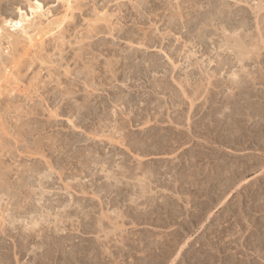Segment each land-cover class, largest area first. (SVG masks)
<instances>
[{
    "label": "rangeland",
    "instance_id": "rangeland-1",
    "mask_svg": "<svg viewBox=\"0 0 264 264\" xmlns=\"http://www.w3.org/2000/svg\"><path fill=\"white\" fill-rule=\"evenodd\" d=\"M37 1L42 8L34 11ZM263 5L264 0H0V264H264ZM213 6L238 14L244 9L245 29L218 23L207 27L216 34H191L189 20ZM26 15L28 34L7 25ZM231 35L235 46L240 39L252 49L244 67L237 47L226 44ZM255 45L263 46L259 57ZM218 51L243 69L239 89L226 83V69L215 76ZM189 55L201 66L212 64L210 78L188 65ZM215 79L228 80L216 88L209 83ZM159 81L168 87L153 88ZM186 93L194 98L192 109ZM117 94L140 99L135 105L115 103ZM107 101L111 106L102 109ZM84 105L90 112L97 105L99 115L109 117L85 121ZM196 107L221 117L224 130L190 136L185 121L172 123L170 117ZM134 115L141 119L130 124ZM119 122H127L125 130ZM151 125L163 135L154 141L161 148L142 153L131 142L145 137ZM178 132L182 143L166 144L165 137L176 141ZM108 155L114 159L107 167L93 162ZM88 163L94 170L85 168ZM140 178L149 187L145 194ZM107 183L110 190L101 191Z\"/></svg>",
    "mask_w": 264,
    "mask_h": 264
},
{
    "label": "bare ground",
    "instance_id": "bare-ground-1",
    "mask_svg": "<svg viewBox=\"0 0 264 264\" xmlns=\"http://www.w3.org/2000/svg\"><path fill=\"white\" fill-rule=\"evenodd\" d=\"M38 2V1H37ZM37 2H36V4H37ZM214 2V1H213ZM223 2H225V1H223ZM216 3V2H215ZM222 3V2H221ZM226 3V2H225ZM263 3V2H262ZM213 4V3H212ZM211 4V5H212ZM219 4V3H218ZM217 4V5H218ZM38 6L34 9V11H38V10H40L41 8H42V4L40 3V1L38 2V4H37ZM222 5V4H221ZM227 5V4H226ZM257 5H258V3H257ZM260 5V4H259ZM224 6H225V4H224ZM223 6V7H224ZM230 6H232L231 4L229 5V7ZM234 6H235V4H234ZM233 6V7H234ZM223 7H222V9H221V7L220 8H218L217 9V7H215L214 8V6H213V8H208V9H206V11H203V12H199V14H197V16H196V14H195V17H193L191 20H189V22L187 23V25H188V29H189V31H191L190 33L192 34L195 30H201L200 32H201V34H203V35H211L213 32L212 31H214V33H215V30H217V29H215V30H213V29H207V27H210V26H217V24L219 23H225V25L223 26L224 28H225V26H226V28H231L232 30H240L239 28H243V29H245L244 27L246 26V24H247V21L248 20H246L247 18V16L245 15V12H244V9H243V13L242 14H238V12L239 11H241V10H234V8L233 9H228L227 11L225 10V9H223ZM226 7V6H225ZM240 7H242V6H240ZM263 7H264V5H263ZM34 8V7H33ZM236 8H237V6H236ZM245 8V7H244ZM20 9V8H19ZM252 9H255L254 7H252ZM258 9H259V6H258ZM264 10V9H263ZM260 11V10H259ZM20 12H22V10L20 11ZM255 12V11H254ZM258 12V11H257ZM247 13H248V11H247ZM259 14V13H258ZM257 14V15H258ZM262 15V14H261ZM260 16V15H259ZM23 17V16H22ZM24 17H25V15H24ZM23 17V18H24ZM28 16L26 15V18H27ZM257 17V16H256ZM22 18V19H23ZM26 18H24L23 20L21 19H19V20H16L17 22H13L14 24H11L12 23V21H9V22H7V25H12V26H16V27H22L24 30H22V31H25V34H28V33H26V28H28V24H26V26H24V24H25V21H27L28 19H29V17L26 19ZM258 18H260V17H258ZM30 20V19H29ZM30 22V21H29ZM31 22H32V20H31ZM5 24V23H4ZM202 24H204V26L201 28V27H199V25H202ZM28 25V26H27ZM219 26V25H218ZM11 27V26H10ZM30 27V26H29ZM187 28V27H186ZM221 28V27H220ZM225 28V29H226ZM241 28V29H242ZM1 29H2V27H1ZM14 29V28H13ZM29 29V28H28ZM42 29V28H41ZM224 29V30H225ZM208 30H212V31H208ZM28 31V30H27ZM39 31V30H38ZM42 31V30H41ZM188 31V32H189ZM0 32H1V30H0ZM2 33V32H1ZM39 34V33H38ZM216 34V33H215ZM33 36V35H32ZM40 36V35H39ZM200 36V35H199ZM33 38H36L35 36L33 37ZM212 38V37H211ZM263 38V37H262ZM30 39H32V38H30ZM29 39V40H30ZM235 39H237V37L235 38V35H231V36H226V44H227V46H228V48H230V49H232V50H235L236 49V47H237V49H238V51H237V54L234 52V54H236L237 56H238V62H241L243 65V67L245 66L244 65V60L246 59V57L248 56V55H250L251 53H252V49H249V48H246V46L245 45H242L243 43H240V39H238L239 41H237V43H236V46L233 44V42L235 41L236 42V40ZM33 41V40H32ZM31 41V42H32ZM206 42V40L205 41H203V43H205ZM201 44H202V42H201ZM261 44V43H260ZM263 44H264V42H263ZM223 45V44H222ZM257 45V44H256ZM255 45V46H256ZM245 46V47H244ZM248 46V45H247ZM222 47V46H221ZM225 47H226V45H225ZM252 48V47H251ZM256 48V49H255ZM263 48V46H256V47H253V50H255L256 52L255 53H257V55H258V57L261 55V49ZM254 53V52H253ZM192 54H195V53H192ZM217 55H218V58L221 56V58L220 59H218L217 57V61H216V59H214L217 63H219V67L217 66V65H215L216 64V62H215V66H217L216 67V69L215 70H217V71H215L217 74L215 75V76H217L218 74H220L221 73V71L223 70L224 71V69H226L228 72H229V74L230 75H227V76H229V81H227L226 79H225V81L224 82H222L223 80H221V79H215V80H213V81H209V83L211 84V85H214V87H216V88H218L219 86H220V83H225L226 81V83H228L229 82V85H230V87L232 88V91L235 89L236 90V88H238V86H240L241 87V85L243 84L242 83V80H243V72H242V70H240V71H238L237 69H235V66L237 65V64H235L234 63V57H232V58H229L228 56L227 57H225V56H223L224 54H221L219 51H218V53H217ZM235 55V56H236ZM255 55V54H254ZM256 55V56H257ZM169 58H170V60H172L171 59V56H168ZM128 60H130V57L128 56V57H126ZM189 61H188V65L189 66H193V68L195 69V67H196V69L197 68H201V69H203L202 71H203V74H206L205 76H207L206 77V79L207 78H210L211 77V74H210V72H209V65L211 64H209V65H206V67H204V66H201V63H199L198 61H192V58H191V55H189ZM248 58V57H247ZM237 60V59H236ZM209 62H210V60H209ZM213 63H214V61H212ZM262 62V61H261ZM173 67H174V69H176L177 68V63L176 62H174L173 61ZM208 64V63H207ZM138 65H140V64H136V65H134V67L136 68V69H140V67L138 66ZM212 65V64H211ZM226 66H228V68L226 67ZM134 67H133V70H134ZM231 68V69H230ZM128 69V68H127ZM129 69H130V67H129ZM135 69V70H136ZM143 69V68H142ZM148 69V68H147ZM241 69V68H240ZM131 70V69H130ZM134 70V71H135ZM141 70V69H140ZM134 71H132L131 70V72H134ZM138 71V70H137ZM148 71V70H147ZM147 71H145V72H147ZM196 71V70H195ZM195 71H194V73H195ZM139 72V71H138ZM144 71H143V73H145ZM150 72V71H149ZM205 72V73H204ZM245 72V71H244ZM127 73H129L128 71H127ZM141 73H142V71H141ZM191 73H193L192 71H191ZM212 73V72H211ZM225 73V72H224ZM147 74H149L148 72H147ZM131 75H133V74H131ZM144 75V74H143ZM145 75H146V73H145ZM214 75V74H213ZM117 76V75H116ZM128 76H130V75H128ZM139 75L137 74V77H138ZM262 76H264V75H262ZM131 77V76H130ZM133 77H134V75H133ZM221 77H223V76H221ZM117 78V77H116ZM136 78V77H135ZM225 78V77H224ZM227 78V77H226ZM255 79V78H254ZM257 79V78H256ZM211 80V79H210ZM258 80V79H257ZM254 82V81H253ZM255 82H256V80H255ZM252 83V82H251ZM117 84V83H116ZM125 84V83H124ZM167 86L166 87H168V84L167 83H165ZM179 84H181L180 82H179ZM256 84V83H255ZM113 85V84H112ZM123 85V84H122ZM136 85V84H135ZM138 85V84H137ZM136 85V86H137ZM182 85V84H181ZM203 85V84H202ZM116 86V85H115ZM114 85L112 86V88L113 87H115ZM121 86V85H120ZM119 86V87H120ZM130 86V85H129ZM139 86V85H138ZM137 86V87H138ZM205 86H206V84H205ZM243 86V85H242ZM154 87H156L157 89L158 88H160L161 90L163 89V88H166L163 84H162V81H159L158 83H156V84H154V86H153V88ZM222 87V86H221ZM117 88H118V86H117ZM117 88H115V89H117ZM121 88V87H120ZM126 88H127V86H126ZM125 88V89H126ZM155 88V89H156ZM198 88H200V87H198ZM207 88V87H206ZM205 88V89H206ZM220 88V87H219ZM223 88H224V86H223ZM244 88V87H243ZM196 89V88H195ZM239 89V88H238ZM242 89V88H241ZM119 90V89H118ZM121 90H123V89H121ZM129 90V89H128ZM137 90V89H136ZM161 90H158V92H160ZM164 90V89H163ZM184 90V89H183ZM211 90V89H210ZM225 90V89H224ZM228 90V89H227ZM116 91V90H115ZM120 91V90H119ZM118 91V92H119ZM221 91V90H220ZM245 91V90H244ZM243 91V92H244ZM117 92V93H118ZM123 92V91H122ZM183 92H185V91H183ZM199 92V91H198ZM129 93H130V91H129ZM137 93V92H136ZM139 93H141V92H139ZM157 93V92H156ZM188 93V92H187ZM186 93V94H187ZM195 93V92H194ZM204 93V92H203ZM202 93V94H203ZM212 93V92H211ZM210 93V94H211ZM220 93V92H219ZM222 93V92H221ZM115 94V93H114ZM119 94V93H118ZM117 94V95H118ZM138 94V93H137ZM191 94V93H190ZM193 94V93H192ZM196 95H197V93H195ZM200 94L201 93H199V97H200ZM237 94H238V92H237ZM132 95V94H131ZM127 96V95H118V96H116L114 99L112 98V100H113V102H119V101H122V103H128V104H134V102H136L137 103V101H139V99H140V97H139V99H137V96H135V97H133V96ZM134 95V94H133ZM136 95V94H135ZM141 95V94H140ZM139 95V96H140ZM206 95H207V93H206ZM217 95V94H216ZM234 95V94H233ZM89 96V95H88ZM185 96V95H184ZM187 96L189 97V99L191 100V104L190 103H188V104H190V107H191V109H192V107L194 108V106H195V103H194V98H192L190 95H188L187 94ZM210 96V95H209ZM218 96V95H217ZM225 96V95H224ZM143 97V96H142ZM193 97H195L194 95H193ZM204 97H205V95H204ZM211 97H212V95H211ZM222 97V96H221ZM227 97V96H226ZM87 98V97H86ZM110 98V97H109ZM108 98V99H109ZM173 98V97H172ZM172 98H170V99H172ZM177 98V100H178V96L176 97ZM198 97L196 96V99H197ZM207 98H210V97H207ZM207 98H206V100H205V98H204V100H205V102L207 101ZM224 98V97H223ZM234 98V97H233ZM237 98V97H236ZM102 99V98H101ZM111 99V98H110ZM143 99V98H142ZM170 99H168V100H170ZM211 99V98H210ZM225 99V98H224ZM86 100V99H85ZM87 100H88V98H87ZM93 100V99H92ZM149 100H151L152 101V99H149ZM159 100V99H158ZM176 99L174 100V101H177ZM180 100V99H179ZM229 100V99H228ZM232 100V99H231ZM230 100V101H231ZM240 100V99H239ZM111 101V100H110ZM157 101V100H156ZM182 101V100H181ZM185 101V100H184ZM211 101H213V100H211ZM210 101V102H211ZM217 101H219V99L218 100H215V102L217 103ZM221 101V100H220ZM225 101V100H224ZM227 101V100H226ZM225 101V102H226ZM237 102H238V100H236ZM236 101H235V103H236ZM101 102V101H100ZM112 102V101H111ZM143 102V101H142ZM152 102H154V101H152ZM158 102V101H157ZM168 102L169 101H167V104H168ZM180 102V101H179ZM186 102V101H185ZM190 102V101H189ZM197 102V101H196ZM214 102V101H213ZM224 102V103H225ZM228 102V101H227ZM241 102V101H240ZM88 103H89V100H88ZM122 103H120V104H122ZM144 103V102H143ZM146 103V102H145ZM160 103V102H159ZM161 103H164V102H161ZM171 103V102H170ZM182 103H184V102H182ZM181 103V104H182ZM203 103V102H202ZM231 103H232V101H231ZM103 105H102V109L105 107V108H108L109 106H107V104H108V101L107 102H103L102 103ZM111 104H113V103H111ZM118 104V103H117ZM151 104V103H150ZM155 104V103H154ZM186 104V103H185ZM199 104H201V103H199ZM214 104V103H213ZM217 104H219V103H217ZM87 105V104H86ZM89 105V104H88ZM91 105V104H90ZM93 105V104H92ZM91 105V106H92ZM108 105H110V104H108ZM116 105V104H115ZM114 105V106H115ZM127 104H125V106H126ZM135 105V104H134ZM137 105V104H136ZM153 105V104H152ZM176 105V104H175ZM178 105H180V104H178ZM177 105V106H178ZM202 105V104H201ZM220 105V104H219ZM225 105H229V104H225ZM231 105V104H230ZM100 106V105H99ZM111 106V105H110ZM118 106V105H117ZM124 106V105H123ZM122 106V107H123ZM139 106V105H138ZM157 106V105H156ZM162 106V105H161ZM207 106V105H206ZM212 106V105H211ZM215 106H216V104H215ZM222 106H223V102H222ZM233 107H235L234 105H232ZM84 107H86L85 105L83 106V108H81L80 109V113L83 115L82 116V119L83 120H85V121H88L89 122V120L91 119V118H94V117H96V118H98V121L99 122H104L103 121V119L105 118V117H107L106 115H105V117H104V115L102 114V115H99L100 113H99V109H100V107H98L97 105L95 106L94 105V110H92L91 112H90V110L92 109H90L89 107L90 106H87L88 108H89V110H88V108H86V110L84 109ZM93 107V106H92ZM159 107H160V105H159ZM171 107V106H170ZM173 107V106H172ZM181 107V106H180ZM199 107L201 108V106L199 105ZM209 107L210 106H208V110H210L209 109ZM216 107H218V106H216ZM215 107V108H216ZM220 107V106H219ZM226 108H228L227 106H225ZM231 107V106H230ZM115 108V107H114ZM150 108V107H149ZM161 108V107H160ZM182 108H183V106H182ZM197 108V107H196ZM197 108L195 111H189V113H187V112H185V113H183V112H180V111H182V110H179V112H178V110H176L178 113H179V115L178 116H175V117H170L171 119H172V123L173 124H176L177 122H183V121H185V123H183L184 125L186 124V125H189L188 126V131H189V134H191L190 136H194V134L196 133V131H203L204 129H208L209 131H215L216 133H218L217 132V130H220L221 129V126L223 125L222 124V122H223V119H222V122H221V117H219V116H217V117H215L214 115H212L210 112L207 114L206 112V114L205 113H201L200 111H201V109L203 108ZM210 108H212V107H210ZM221 108H224V107H221ZM101 109V112H103V110ZM116 109V108H115ZM121 109H124V108H121ZM121 109L119 110V111H121ZM147 109V108H146ZM180 109V108H179ZM185 109V108H184ZM200 109V110H199ZM216 111H217V109H215ZM220 110V109H219ZM223 110V109H222ZM117 112H118V110H116ZM116 111H114V112H116ZM161 111V110H160ZM183 111H186V110H183ZM214 111V110H213ZM113 112V113H114ZM116 112V113H117ZM176 112V113H177ZM202 112H204V109H203V111ZM212 112V111H211ZM225 112V111H224ZM124 113V112H123ZM122 113V114H123ZM155 113V112H154ZM158 113V112H157ZM164 113V112H163ZM166 113V112H165ZM187 113V114H186ZM218 113H219V111H218ZM220 113H222L221 111H220ZM106 114V113H105ZM109 114H112V113H109ZM159 114V113H158ZM161 114V113H160ZM200 114V115H199ZM113 115V114H112ZM117 115V114H116ZM119 115V114H118ZM197 115H198V117H197ZM216 115V114H215ZM217 115H219V114H217ZM223 115H224V113H223ZM229 115L231 116V114L229 113ZM233 115V114H232ZM170 116V115H169ZM213 116H214V118H213ZM221 116V115H220ZM229 116V117H230ZM236 116V115H235ZM109 117V116H108ZM107 117V118H108ZM195 117H197V118H195ZM226 117V116H225ZM227 117H228V115H227ZM222 118H224V116L222 117ZM95 119V118H94ZM130 120H129V122H130V124H134V123H136V122H138L141 118H139L138 117V115H134L133 117H130L129 118ZM231 119V117L229 118V120ZM248 119V118H247ZM150 120V119H149ZM234 120V119H233ZM142 121V120H141ZM164 122V121H163ZM206 122H207V125H205L206 124ZM231 122L232 121H230V124H231ZM179 123V124H180ZM145 124V123H144ZM148 124V123H147ZM182 124V123H181ZM235 124V123H234ZM237 124V123H236ZM169 125V124H168ZM103 126V125H102ZM101 126V127H102ZM233 126V125H232ZM119 129L121 130V131H123V130H125V128L127 127V122H123L122 124H120V122H119ZM169 127V126H168ZM180 127V126H179ZM182 127V126H181ZM180 127V128H181ZM167 128V127H166ZM229 129L231 128V127H228ZM97 129V128H96ZM171 129H172V126H171ZM174 129V128H173ZM177 129H178V127H177ZM177 129H175V130H177ZM227 129V128H226ZM237 129V128H236ZM145 130H147L144 134H145V137H142V136H136V139L135 140H133V142H131V144H133V146H135L136 148H137V150L138 149H140L141 151H142V153H146V152H148V151H153L154 149H159L160 150V148H161V146H159L158 144L156 145V144H154V141L157 139H159L160 137H161V131H158L157 129H154V127L152 128V125H151V127H147L146 129H144L143 131H145ZM181 130V129H180ZM222 130V129H221ZM224 130V129H223ZM222 130V131H223ZM100 131V130H99ZM172 131V130H171ZM178 131V130H177ZM183 131V130H182ZM173 132V135H174V131H172ZM214 132V133H215ZM236 132V131H235ZM121 133H123V132H121ZM178 133H180V132H178ZM183 132H181L180 133V135L182 134ZM200 133V132H199ZM197 134V135H200V134ZM213 133V132H212ZM229 133V132H228ZM230 133H231V131H230ZM170 134H171V132H170ZM170 134H168V135H170ZM177 134V133H176ZM175 134V135H176ZM101 135V134H100ZM123 135V134H122ZM172 135V137L173 138H175L174 136ZM178 135V139H176V141L174 140V139H170L168 136H167V138L165 137V140H166V144H168L169 143V145H174V144H176L175 146H177V143H182L181 141H182V138H184V135ZM196 135V136H197ZM211 135H213V134H211ZM217 135V134H216ZM216 135L214 136V138L216 137ZM230 135V134H229ZM235 135V134H234ZM234 135H233V137H234ZM98 136V135H97ZM131 137V136H130ZM162 137H163V135H162ZM171 137V138H172ZM221 137V136H220ZM231 137H232V135H231ZM232 137V138H233ZM235 138V137H234ZM169 139H170V141H169ZM206 139H207V137H206ZM219 139V138H218ZM123 140V139H122ZM173 140V141H172ZM208 140V139H207ZM235 140V139H234ZM77 141H80V139L78 138V140ZM99 141H100V139H99ZM185 141V140H184ZM205 141V140H204ZM231 141V140H230ZM236 141V140H235ZM156 142V141H155ZM159 142V141H158ZM217 142H218V140H217ZM96 143V142H95ZM185 143V142H184ZM211 143V142H210ZM121 144H124V143H121ZM87 145V144H86ZM162 145H164V143L162 144ZM148 146V147H147ZM168 146V145H167ZM169 147V146H168ZM134 147H132V149H133ZM174 148V147H173ZM130 149V148H129ZM164 149V148H163ZM167 149V148H166ZM172 149V148H171ZM136 150V149H135ZM214 150V149H213ZM172 151V150H171ZM191 151V150H190ZM219 151V150H218ZM192 152V151H191ZM194 152V151H193ZM192 152V153H193ZM216 152V151H215ZM191 153V154H192ZM197 153V152H196ZM197 155V154H196ZM194 156V155H193ZM210 156V155H209ZM212 156V155H211ZM195 157V156H194ZM199 157V155H197V158ZM91 158V157H90ZM209 158V157H208ZM112 159H114V156L113 155H108L107 157H103L102 158V156L100 157V156H98V157H95L94 159H93V162H95L96 164H99V163H101V162H103V164H102V166L103 167H107L108 166V164L107 163H109L110 162V160H112ZM92 160V159H91ZM90 160V161H91ZM182 160V159H181ZM197 159L195 158L194 159V161H196ZM82 161V160H81ZM198 161V160H197ZM93 162H92V164H93ZM112 162V161H111ZM193 163V162H192ZM195 163V162H194ZM193 163V164H194ZM110 165L112 164V163H109ZM94 166V165H93ZM91 164H86L85 165V168H87V169H91V170H94V167H93ZM110 167V166H109ZM112 167V166H111ZM84 168V167H83ZM139 168V167H138ZM140 169H144V167H140ZM104 170V169H103ZM108 171H110V170H108ZM107 171V172H108ZM200 171V170H199ZM111 172H112V170H111ZM152 173L153 172V169H150V170H148L147 169V171H146V173ZM94 173V172H93ZM145 173V174H146ZM199 173V172H198ZM113 174V173H112ZM112 174H107V175H105V178H107V179H110L112 176ZM153 174V173H152ZM95 175V174H94ZM146 178V177H145ZM141 179V180H140ZM139 180L142 182L141 184L143 185L142 187V193L143 194H145V193H147L149 190H148V186L146 185H144V183L143 182H145L144 180H142V178H140ZM106 180V179H105ZM118 182H120L121 183V181L120 180H117ZM194 182V181H193ZM110 183V182H109ZM112 183V182H111ZM111 183H110V186H111ZM115 184V183H114ZM114 184H112L113 185V187H114ZM117 185V184H116ZM85 186V185H84ZM119 187V186H118ZM100 188H101V191L103 190V191H109L110 190V188L111 187H109V184L107 183V185H104V186H100ZM115 188V187H114ZM120 188V187H119ZM82 189H84V188H82ZM118 189V188H117ZM85 190V189H84ZM113 190H115V189H113ZM83 191V190H82ZM106 192V193H107ZM113 192V191H112ZM116 192V191H115ZM110 193V192H109ZM121 194V193H120ZM117 195H119V193L117 194ZM153 195V194H152ZM141 196H143V195H141ZM148 197V196H147ZM116 199V198H115ZM151 199V198H150ZM152 199H157V198H155V196H153V198ZM151 199V200H152ZM102 200V199H101ZM148 200V199H147ZM117 201V200H116ZM153 201V200H152ZM65 201L62 199V201H61V199H60V202L58 203V205H60V206H62L63 205V203H64ZM110 202V201H109ZM132 202H135V199H132ZM165 203V202H164ZM94 204V203H93ZM102 204H103V202H102ZM82 206V205H81ZM154 206V205H153ZM91 209V208H90ZM152 209V208H151ZM156 209V208H155ZM66 211V210H65ZM64 211V213H66ZM91 211V210H90ZM151 211V210H150ZM153 211H154V209H153ZM85 212V211H84ZM88 212V211H87ZM86 212V213H87ZM146 213V212H145ZM154 213H156V212H154ZM70 214V213H69ZM149 214V213H148ZM66 216H68V214H66ZM90 215H88V217H89ZM92 216V215H91ZM150 216V215H149ZM148 216V217H149ZM63 217H64V214H63ZM87 216H85V218H86ZM103 217L105 218V217H107V218H109L110 220H112L113 218H112V216L110 215V216H108L106 213H104L103 214ZM116 217H118V218H124V213H120V212H118L117 213V215H116ZM69 218V217H68ZM71 218V217H70ZM90 219H91V217H90ZM115 220V219H114ZM103 220H102V218H99L98 220H97V223H99V225H100V231H102L104 228H102V226H103V222H102ZM112 222V221H111ZM39 223V221L37 220V221H34V223H33V225L34 224H38ZM84 223V222H83ZM90 225V224H89ZM38 226V225H37ZM86 227V226H85ZM90 226H88L87 225V228H89ZM93 227V229H95L96 227L95 226H92ZM32 228V227H31ZM91 228V227H90ZM119 228H121V227H119ZM116 230V229H115ZM109 233V232H108ZM107 233V234H108ZM54 258V257H53ZM56 262V261H55ZM68 263V262H67ZM69 263H71V262H69ZM53 264V263H52Z\"/></svg>",
    "mask_w": 264,
    "mask_h": 264
}]
</instances>
